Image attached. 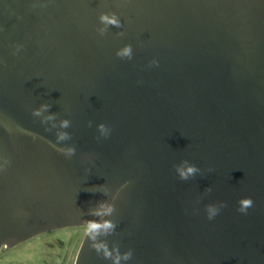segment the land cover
<instances>
[{"label": "water", "instance_id": "1", "mask_svg": "<svg viewBox=\"0 0 264 264\" xmlns=\"http://www.w3.org/2000/svg\"><path fill=\"white\" fill-rule=\"evenodd\" d=\"M106 222L75 264H264V0H0V253Z\"/></svg>", "mask_w": 264, "mask_h": 264}, {"label": "rangeland", "instance_id": "2", "mask_svg": "<svg viewBox=\"0 0 264 264\" xmlns=\"http://www.w3.org/2000/svg\"><path fill=\"white\" fill-rule=\"evenodd\" d=\"M86 234L87 227H67L42 233L11 250H2L0 264H75Z\"/></svg>", "mask_w": 264, "mask_h": 264}, {"label": "clouds", "instance_id": "3", "mask_svg": "<svg viewBox=\"0 0 264 264\" xmlns=\"http://www.w3.org/2000/svg\"><path fill=\"white\" fill-rule=\"evenodd\" d=\"M99 21L104 25H112L115 27L121 26V22L115 13L108 14L106 12H102L99 15ZM103 31H104V29L101 30V34H103ZM117 55L121 56V57H124V56L130 57L131 56V46L130 45L124 46L123 49H121L117 52ZM43 107L46 108L47 106L45 105ZM33 115L39 116L40 110L39 109L33 110ZM61 126L67 127L68 121L67 120L61 121ZM99 127H100L101 131L105 130L103 124L99 125ZM67 138H68V135L66 133H60L57 136L58 140H64ZM73 152H74V149H68L67 150V154H72ZM176 170L179 173V176L181 179H187L190 175H193L198 169L193 165H188L186 168L180 167L179 165H177ZM238 204H239L238 211L246 212L249 208H251L253 206V201L250 197H244L238 201ZM208 209H209V215H208L209 219L214 218L215 215H217V213L219 211L218 209L214 208L213 206H208ZM114 227H115L114 224L107 223V222L104 224L93 223V224H89L87 226V233L90 235V238L94 241L92 246L96 249L97 252H100L103 249V254H104L105 258H112V252L109 251V249L107 248V246L105 244L95 243V241H96V238L98 235H100L102 233L106 235L111 230H113ZM131 255H132L131 251L124 253L123 259L128 260L131 258ZM120 258H121V256L118 253L117 256L114 258L116 264H119Z\"/></svg>", "mask_w": 264, "mask_h": 264}, {"label": "flooded vegetation", "instance_id": "4", "mask_svg": "<svg viewBox=\"0 0 264 264\" xmlns=\"http://www.w3.org/2000/svg\"><path fill=\"white\" fill-rule=\"evenodd\" d=\"M49 232H51V231H49ZM45 233H48V232H45ZM13 248H15V247H13ZM13 248L8 249V248H6V247H3L2 250H11V249H13ZM37 264H56V263L42 262V263H37ZM57 264H58V263H57Z\"/></svg>", "mask_w": 264, "mask_h": 264}]
</instances>
